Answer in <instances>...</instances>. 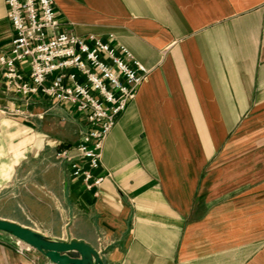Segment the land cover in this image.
<instances>
[{"label": "crops", "instance_id": "crops-1", "mask_svg": "<svg viewBox=\"0 0 264 264\" xmlns=\"http://www.w3.org/2000/svg\"><path fill=\"white\" fill-rule=\"evenodd\" d=\"M62 30L149 71L106 138L99 188L59 151L86 118L0 85V219L104 264H264V0H54ZM0 0V55L12 47ZM0 264H52L0 232Z\"/></svg>", "mask_w": 264, "mask_h": 264}, {"label": "built area", "instance_id": "built-area-1", "mask_svg": "<svg viewBox=\"0 0 264 264\" xmlns=\"http://www.w3.org/2000/svg\"><path fill=\"white\" fill-rule=\"evenodd\" d=\"M6 5L13 40L10 52L0 55V85L22 99L66 103L86 118L80 141L57 157L69 162L72 176L87 190L99 188L105 176L95 172L104 142L136 99L148 69L123 45L62 30L54 0H6Z\"/></svg>", "mask_w": 264, "mask_h": 264}, {"label": "water", "instance_id": "water-1", "mask_svg": "<svg viewBox=\"0 0 264 264\" xmlns=\"http://www.w3.org/2000/svg\"><path fill=\"white\" fill-rule=\"evenodd\" d=\"M0 232L42 253L52 264H104L99 253L79 241H57L14 222L0 219Z\"/></svg>", "mask_w": 264, "mask_h": 264}]
</instances>
